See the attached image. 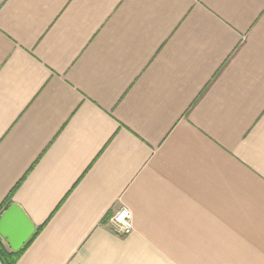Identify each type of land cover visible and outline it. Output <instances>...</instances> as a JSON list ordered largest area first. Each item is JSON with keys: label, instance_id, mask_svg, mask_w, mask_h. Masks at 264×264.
<instances>
[{"label": "crops", "instance_id": "obj_1", "mask_svg": "<svg viewBox=\"0 0 264 264\" xmlns=\"http://www.w3.org/2000/svg\"><path fill=\"white\" fill-rule=\"evenodd\" d=\"M11 193L17 264H264V0H0Z\"/></svg>", "mask_w": 264, "mask_h": 264}, {"label": "water", "instance_id": "obj_2", "mask_svg": "<svg viewBox=\"0 0 264 264\" xmlns=\"http://www.w3.org/2000/svg\"><path fill=\"white\" fill-rule=\"evenodd\" d=\"M35 233V227L16 204L10 205L0 216V238L16 253Z\"/></svg>", "mask_w": 264, "mask_h": 264}, {"label": "built area", "instance_id": "obj_3", "mask_svg": "<svg viewBox=\"0 0 264 264\" xmlns=\"http://www.w3.org/2000/svg\"><path fill=\"white\" fill-rule=\"evenodd\" d=\"M112 231L118 236H126L133 232L131 213L125 209H120L111 218Z\"/></svg>", "mask_w": 264, "mask_h": 264}, {"label": "trees", "instance_id": "obj_4", "mask_svg": "<svg viewBox=\"0 0 264 264\" xmlns=\"http://www.w3.org/2000/svg\"><path fill=\"white\" fill-rule=\"evenodd\" d=\"M12 194L11 193L9 195V197L5 200V202L3 203V205L0 207V212L5 211L8 208V205L10 204L11 198H12ZM40 231V228H37L33 237ZM32 237V238H33ZM31 238V239H32ZM31 239L27 242V244L31 241ZM26 245L23 246V248L14 253V252H8L4 245L2 244V241L0 239V264H17L18 259L20 258L22 252L24 251V249L26 248Z\"/></svg>", "mask_w": 264, "mask_h": 264}, {"label": "rangeland", "instance_id": "obj_5", "mask_svg": "<svg viewBox=\"0 0 264 264\" xmlns=\"http://www.w3.org/2000/svg\"><path fill=\"white\" fill-rule=\"evenodd\" d=\"M131 234V233H130ZM1 239V238H0ZM7 246V245H6ZM8 247V246H7Z\"/></svg>", "mask_w": 264, "mask_h": 264}]
</instances>
